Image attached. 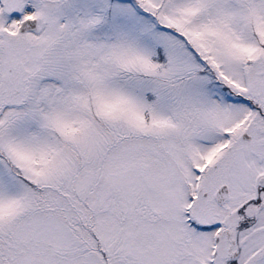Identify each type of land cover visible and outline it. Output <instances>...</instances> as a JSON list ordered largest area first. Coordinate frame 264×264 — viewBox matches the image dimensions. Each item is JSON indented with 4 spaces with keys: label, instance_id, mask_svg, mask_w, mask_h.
Instances as JSON below:
<instances>
[{
    "label": "snow or ice",
    "instance_id": "1",
    "mask_svg": "<svg viewBox=\"0 0 264 264\" xmlns=\"http://www.w3.org/2000/svg\"><path fill=\"white\" fill-rule=\"evenodd\" d=\"M0 264H264V0H0Z\"/></svg>",
    "mask_w": 264,
    "mask_h": 264
}]
</instances>
